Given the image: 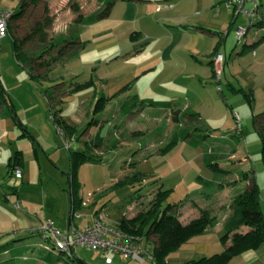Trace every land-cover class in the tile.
<instances>
[{"label": "rangeland", "instance_id": "obj_1", "mask_svg": "<svg viewBox=\"0 0 264 264\" xmlns=\"http://www.w3.org/2000/svg\"><path fill=\"white\" fill-rule=\"evenodd\" d=\"M217 1L221 2L219 11L217 7L206 8V0H168L169 5L173 6L168 15L177 21L184 15L210 12L203 17L211 19L213 27L220 30L200 28L206 34L205 37H199L200 53H208L211 43L208 35H213L216 42L220 40V55L224 59L220 73H216V76L211 73L210 81H206L208 84L199 87V93L191 96L196 106L189 111L198 113L201 120H195L189 111H184L178 125H174L168 110L158 111L152 107H145L131 121L119 111L110 110L107 114L112 106H105L101 113L92 115L94 100L92 104L79 102L80 96L91 91L90 86L69 95L63 103L62 99L69 92L55 93L51 108L46 94L54 91V87L59 85L57 90L60 92L61 87L68 89V86L77 83L85 84L91 74H99L103 70L100 66L84 67L80 61L57 66L79 50L78 46L68 47L76 33V14L72 11V4H77L82 17L90 21L100 11L97 8L102 0H41L34 6L26 4L23 16L16 21L15 26L10 24L11 28L16 27L14 32H8L0 39V83L7 93L14 115L6 117L0 111V247L9 244V248L0 254V264H67L57 259L53 245L43 240L42 234L31 232L34 237H30V232L28 234L21 223L29 214L43 221H52L58 230L65 231L71 210L69 153L85 150L81 142L89 139L98 147L92 149L90 146L86 152L99 164L84 163L77 169L76 196L83 203L71 218L77 227L93 219L96 211L102 214L109 225L121 218H132L145 212L156 199L158 186L162 185V190L170 189L164 204H176L174 212L181 224L197 218L201 211L214 218L211 235L208 233L203 238L208 241L211 251L214 248L220 250L221 244L216 236H222L223 232L218 226H224L231 217L232 200L246 190V183L252 178L250 171L254 173L260 210L264 215V164L261 138L256 129L264 126L263 118H259L264 113V42L255 49L257 57L252 56V52L236 55L243 43L264 35V0H259L261 23L251 26L241 42L237 40L236 30L247 26V18L239 15L234 19V15L225 7V0ZM18 5L15 0H0V11H16ZM245 6L249 7L247 4ZM47 17L51 22L46 25L44 18ZM180 21L185 20L182 18ZM37 23L44 26V38L36 36L25 43L23 50L32 58L31 66L26 68L27 64L22 58L15 59L13 39H25ZM57 45L64 49L67 47L63 52L60 50L62 53L59 52L61 55L57 62L48 67L38 66L36 55L41 53L43 61H46L47 53L56 54ZM87 52L90 53L89 58L101 55V49L95 52V47H90ZM201 54L197 57L202 58ZM204 58L207 59V55ZM115 67L119 70L124 66ZM28 71L45 79H30ZM145 96L160 101L174 99L169 98L168 94ZM4 107L0 103V110ZM56 107H60V117L73 126L76 132V135L67 139L72 141L70 150L66 149L65 139L52 122V109ZM175 107L186 108L182 101H176ZM105 115L110 120L116 115L119 117L113 121L117 126L109 127L108 137L102 139L101 143L100 136H107L104 133L107 122L100 136L99 129L91 132L85 129L79 135L87 121L92 118L101 121ZM176 133H188L191 136L188 138L198 142L197 146H192L190 139L180 141L165 157L159 156L158 151ZM16 151L21 152L23 168L15 195L10 193L5 183L10 172L8 160ZM205 156L222 167L230 165L234 174L224 176L213 173L204 163ZM160 160H166L165 164L157 166ZM134 172L143 176L140 181L128 187H114L115 183ZM244 172L250 173L248 182L241 179ZM205 182L210 185L205 186ZM219 185L224 187L220 188ZM6 195L9 196L6 198ZM15 239L20 240L13 242ZM155 239L150 238L153 241ZM197 239L198 236L188 244H195ZM13 243L23 245L11 248ZM145 243L146 247H153L152 242ZM74 256L84 264H105L99 253L84 246L77 248ZM110 257L112 264H150L148 261L138 263L119 256Z\"/></svg>", "mask_w": 264, "mask_h": 264}, {"label": "crops", "instance_id": "obj_2", "mask_svg": "<svg viewBox=\"0 0 264 264\" xmlns=\"http://www.w3.org/2000/svg\"><path fill=\"white\" fill-rule=\"evenodd\" d=\"M107 1L108 0H102L101 5L100 3L99 5L97 4L99 6L97 9L101 11ZM167 5H169L168 0H114L113 6L107 17L96 21H86L83 17L84 20L82 22L74 25V27H76V33L74 35L77 38L79 50L67 61L57 66L66 65L72 63V61H80L84 67H103L101 73L91 74V78L86 81L90 84L91 91L80 96V104H83L85 101L91 103L93 100L95 104L99 96H105L108 100L103 109L105 106H112L108 109L107 114L110 110L119 111L120 113H124L125 117L130 119L129 121L132 119L134 120L136 118L134 116H138L145 109L144 108L137 114L130 113L135 111L133 110L134 106L138 105L142 100H151L155 102L171 101L173 103L171 110L152 108L158 111L168 110L171 116L172 111H178L179 118L182 112L195 108L196 103L191 96L199 93V87H205V85L208 84L206 81H210L211 73L213 76H216L215 74L217 72L214 57L221 52L220 40L216 42L213 35H208L211 40L207 51L208 53H200L201 42L199 37H205L204 35H206L201 32L200 28L209 27L213 28L214 31L220 29L213 27L214 25L211 23V19L203 17L207 13H210L209 11L205 12L203 15H184L182 18H184L185 21H180L182 18L177 21L175 17L168 15V13H171V10H173V6L172 8H166ZM220 5L221 2L217 0H206L205 2L206 8L210 7L213 9L217 7L216 10L218 11ZM158 6H161L160 10H157ZM228 11L231 12L230 10ZM239 15L234 16V19ZM214 17L215 15H213V20ZM215 34L220 35V33L217 32ZM252 41L254 40H251L249 43H243L241 48L250 45ZM90 47H95V52L101 49V55L97 58H89L90 53L87 51ZM241 48L236 55H243L239 53ZM91 52L93 53L94 51L91 50ZM251 52L252 56L257 57L258 53L255 52V50L254 54L253 51ZM98 53L99 52L96 54L98 55ZM200 54L203 56L202 58L197 57L200 56ZM204 55H207V59L204 58ZM115 65L124 67L118 70ZM72 71H74V69H72ZM201 78L202 81L200 80ZM77 84L81 85L82 83ZM73 87L74 85L68 86V89L61 87L60 93L69 92V94L62 99V103L66 97L76 93H71ZM107 89L109 91H107ZM174 90H177V92ZM146 94H168V96L170 95L169 98L173 97L174 99L160 101L161 99L155 100L146 97ZM176 101H182L183 106L186 108H176ZM60 107H58L59 110ZM103 109L99 113H101ZM0 111L2 112V110ZM189 112L195 120H201L198 113L193 111ZM192 114L195 115L193 116ZM106 115L104 119H101V123L99 122L98 125L88 127L89 121H87V124L84 125L79 135H82L85 129H88L89 132L99 129L98 133L100 136V132L107 122V128L104 132L107 133V136L103 134L99 138V141L102 142V139L108 137L109 127L112 125L114 127L117 126L113 121L115 118L119 117V115H116L110 120ZM74 135H76V132ZM189 137L191 136L189 135ZM81 143H83L85 148L83 151L89 149L92 144L90 139ZM123 144L125 143H122V145ZM166 155L159 154L161 157H165ZM165 161L160 160L156 165H163ZM13 174V172H9L5 186L11 194L16 195L17 185H19L22 176L21 178H16ZM7 197L8 195H6V198ZM188 211H190V209ZM26 217L27 218H25L24 222L21 224L28 234L46 222L29 214H26ZM91 221L92 219L85 224ZM70 222H72L71 217L68 218L66 228ZM72 224L74 223L72 222ZM212 227L214 228V223H212L201 236H198V239L194 242L195 244H188L191 243L192 238L176 252L170 254L167 257V264H184L191 260H197L222 252L224 246L220 242L221 234L216 236L218 239L217 241L221 244L220 250L214 248V251H211L208 241L203 238L204 235L208 236V233L211 235V231L213 230ZM218 227V229L223 232L224 226L220 224ZM29 236L31 237L32 235ZM17 240L20 239H15L13 242ZM13 244L11 248L23 245L22 243ZM262 246L256 250H246L242 252L240 255L232 258L228 264H264V248H262ZM8 248L9 247L3 249V252ZM212 252L216 253L212 254Z\"/></svg>", "mask_w": 264, "mask_h": 264}, {"label": "trees", "instance_id": "obj_3", "mask_svg": "<svg viewBox=\"0 0 264 264\" xmlns=\"http://www.w3.org/2000/svg\"><path fill=\"white\" fill-rule=\"evenodd\" d=\"M41 0H27L26 2H22L18 5V8L11 15L8 22V32H14L16 27H12L13 24L15 26L16 21H18L24 13V7L27 3L31 5H37ZM114 0H108L105 3L103 9L97 13L90 21H96L107 17L110 13L111 7L113 6ZM72 11L76 14L75 23H80L84 19L79 12V7L77 4H72ZM233 14V13H232ZM51 22L49 17L44 18V23L48 24ZM261 23V21L259 22ZM11 24V25H10ZM46 24V25H47ZM258 24V23H257ZM43 27L40 24H35L33 29L30 31V34L21 40L13 39V51L15 59L19 60L22 58L24 62L27 64L26 68L31 66L32 58L30 59L23 48L26 42L38 36L40 39L44 38ZM264 42V35L254 39L252 43L248 46H243L239 51L240 54H246L248 52L254 51L258 46H260ZM79 48V44L77 42V38L74 37V41L71 42V46L75 48ZM67 48V47H66ZM65 48V49H66ZM63 46L57 45L56 54H46V61H43L41 53L37 54L36 57L39 59L38 66L40 67H48L52 63H56L59 56L61 55L59 52L65 50ZM61 50V51H60ZM62 51V52H63ZM44 52V51H42ZM49 52V51H48ZM61 52V53H62ZM29 72V71H28ZM30 79H45L40 78L34 74L29 72ZM89 83L75 85L71 90V93L80 91L86 87H89ZM54 87V91L51 93H47V100L52 108V102L54 101L53 95L55 93L61 94L57 87ZM108 99L105 96H99L94 104L92 115L99 113L106 101ZM0 103L5 107L2 109V112L7 117H14L13 108L10 105L7 93L5 89L2 87L0 83ZM173 103L170 102H155L151 100H142L138 103L135 111L130 112L132 114L140 113L146 106H151L159 109H172ZM52 122L55 126L57 132L65 139V142L68 138L72 137L75 134V129L67 124L61 117L60 111L58 107L52 109ZM193 116L195 114H192ZM263 118L264 121V113L259 116V118ZM196 118V117H195ZM258 119V117H257ZM172 120L174 124L180 123L179 112L172 111ZM100 119L92 118L88 122V127L92 125H98ZM258 134L261 138L262 150L261 157L264 164V126L256 127ZM188 133L174 134L169 142L161 148L158 153L160 155H166L169 151H171L179 141H185L189 138ZM72 142V141H71ZM192 146H197L198 142L192 138L189 140ZM101 143V142H100ZM91 148L95 149L98 147V144H91ZM70 150V147L69 149ZM69 161H70V173L69 177V187H70V196H71V210L70 217L72 218L73 214L77 209H79L82 205V200L76 196L78 190V183L76 179V172L78 167L81 164L89 163V164H99L97 160L91 157L86 151H73L69 153ZM204 163L206 167L212 171L213 173L230 176L234 174V170L230 168V165L227 167L220 166L217 162H215L212 158L208 156L204 157ZM134 163L131 164V166ZM8 170L13 172L15 169L21 170L23 168V160L20 151H16L8 160L7 164ZM252 172V178L249 179V174ZM244 172L241 174V179L243 181L250 182L246 183V190L242 193L236 195L231 203V217L227 220L226 224L223 227V235L220 238L221 244L224 246V250L220 253L213 254L207 257H202L197 260H191L184 264H228L229 261L240 255L242 252L246 250H256L260 246L264 245V215L260 210V200H259V190L258 186L254 179L253 171ZM142 175L138 172H134L131 176H125L119 182L114 184V187H128L134 185L135 182L140 181L142 179ZM156 182V181H155ZM205 186L208 187L210 185L209 182H205ZM219 187H224L219 185ZM170 189L162 190V185L158 186V191L156 193V199L152 202L151 207L145 211L138 213L132 218H121L118 222L114 223L121 231L126 233L127 235L138 238L140 241L144 243L146 246L147 241L153 243V247L149 249L152 251V260L150 264H167V257L180 249L181 246L188 243L192 238L201 236L205 230L213 223L214 218L208 216V214L204 211L200 212V216L194 218L187 224H181L178 221V218L174 212L176 204H164V200L167 198ZM9 196V195H8ZM98 211H96V214ZM72 221V220H71ZM72 223V222H70ZM32 232V231H31ZM32 235L34 236L33 234ZM38 232L37 229L32 233ZM31 236V237H32ZM42 239L48 241L52 244V242L43 235ZM151 237H156V239L150 240ZM47 239V240H46ZM11 244V243H10ZM9 245V244H8ZM8 245H4L0 247V254L3 252ZM51 254V253H50ZM47 254V255H50ZM58 256L57 259L64 261L67 264H84L78 261L75 256L72 258H64L60 254H56ZM117 256V255H116ZM120 257V256H119ZM2 264H7L4 262ZM112 264V263H111Z\"/></svg>", "mask_w": 264, "mask_h": 264}, {"label": "built area", "instance_id": "obj_4", "mask_svg": "<svg viewBox=\"0 0 264 264\" xmlns=\"http://www.w3.org/2000/svg\"><path fill=\"white\" fill-rule=\"evenodd\" d=\"M15 1L20 4L27 0ZM246 4L249 5L248 8L245 6ZM225 7L234 16L240 14L247 18V26L236 30V37L239 42L242 41L251 26L261 21L259 0H225ZM167 8H172V5H167ZM160 9L161 6H158L157 10ZM13 13V10L0 11V39L8 33V22ZM223 61V56L215 55L214 63L217 74L221 71ZM70 143V141H66V149H69ZM13 173L16 178H21V170L15 169ZM37 231L47 237L52 242L55 253L63 255L64 258H72L74 251L84 246L99 253L105 264H111L110 256L116 255L124 260H132L138 263L144 261L151 263L152 260V251L148 247L144 246L138 238H133L121 231L114 223L112 225L107 224L101 213H97L90 223L82 227L70 223L62 232L55 227L52 221H46L37 228Z\"/></svg>", "mask_w": 264, "mask_h": 264}]
</instances>
